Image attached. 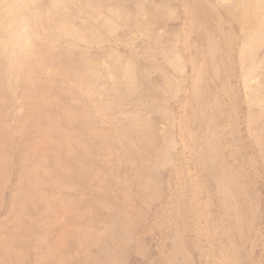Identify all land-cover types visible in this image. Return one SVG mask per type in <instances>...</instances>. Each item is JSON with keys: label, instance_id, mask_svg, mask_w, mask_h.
<instances>
[{"label": "rangeland", "instance_id": "1", "mask_svg": "<svg viewBox=\"0 0 264 264\" xmlns=\"http://www.w3.org/2000/svg\"><path fill=\"white\" fill-rule=\"evenodd\" d=\"M0 264H264V0H0Z\"/></svg>", "mask_w": 264, "mask_h": 264}]
</instances>
